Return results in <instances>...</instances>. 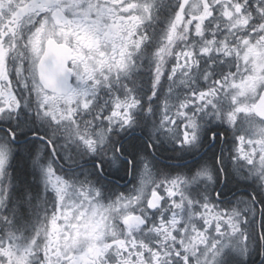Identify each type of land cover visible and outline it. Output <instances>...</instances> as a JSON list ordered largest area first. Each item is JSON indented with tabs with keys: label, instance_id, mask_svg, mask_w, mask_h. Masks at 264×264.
Returning <instances> with one entry per match:
<instances>
[{
	"label": "snow or ice",
	"instance_id": "snow-or-ice-1",
	"mask_svg": "<svg viewBox=\"0 0 264 264\" xmlns=\"http://www.w3.org/2000/svg\"><path fill=\"white\" fill-rule=\"evenodd\" d=\"M0 264H264V0H0Z\"/></svg>",
	"mask_w": 264,
	"mask_h": 264
}]
</instances>
